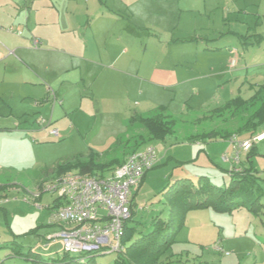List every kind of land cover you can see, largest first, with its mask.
<instances>
[{
	"label": "rangeland",
	"instance_id": "obj_1",
	"mask_svg": "<svg viewBox=\"0 0 264 264\" xmlns=\"http://www.w3.org/2000/svg\"><path fill=\"white\" fill-rule=\"evenodd\" d=\"M57 1L59 9L69 7L71 13H58L47 0H11L0 26L7 32L28 25L50 44L63 48L69 44L70 51L102 56L104 62L109 48L121 38L119 49L127 52L123 61L140 65L138 69L143 66L150 85L141 87V96L121 92L100 100L88 97L83 103L80 95L67 114L55 110L52 129H59L67 143L73 135L85 139L86 147L78 149L84 152L82 157L72 156V148L62 147L64 139L49 136L48 130L36 132L41 128L38 123H26L37 115L46 119L51 115L52 104L39 103L43 88L26 84L31 77L15 61L7 67L8 61H0V184L15 187L0 193V264H31L27 255L62 260L66 255L60 244L46 251L43 240L51 218L47 206L55 195L45 192L36 199L27 189L38 192L59 176L51 167L76 156L100 164L122 162L139 135L146 139L145 146L156 149L162 163L148 172L141 187L132 189L131 226L137 237L153 229V218L169 217L168 193L180 181L197 188L206 178L218 188L233 186L235 192L248 187L242 190L247 191L244 196L256 202L254 212L248 207L232 212H219L212 205L190 208L176 243L159 264H264V138L255 145L250 163L243 158L254 170L249 181L232 174L239 164L231 169L222 161L225 155L235 157V143L226 137L242 141L264 133V125L254 133L249 122L260 105L251 100L264 87V0H128L115 13L110 12L112 0ZM88 7L94 11L91 17L85 13ZM63 24L70 27L67 32L59 29ZM7 33L0 34V40L18 41L17 35ZM234 100L248 102L243 109L209 116ZM158 110L176 121L175 133L164 141H150L145 130L125 125L136 111L151 115ZM16 126L36 131L28 138L7 134ZM210 132L215 137L192 138ZM111 144L116 145L108 149ZM37 226L39 235L30 233ZM123 252L96 255L94 261L118 264Z\"/></svg>",
	"mask_w": 264,
	"mask_h": 264
},
{
	"label": "crops",
	"instance_id": "obj_2",
	"mask_svg": "<svg viewBox=\"0 0 264 264\" xmlns=\"http://www.w3.org/2000/svg\"><path fill=\"white\" fill-rule=\"evenodd\" d=\"M10 1L11 0H0V16H4L7 14L5 12V9L6 6L9 5ZM15 1L18 0H13V2ZM47 1L51 2L54 7H58V13H60V10H65L66 13H71L69 7L65 9H59L57 0ZM126 2H128V0H112L110 12L115 13L119 5L121 3ZM36 3H39V0H37ZM13 10L16 14L15 9ZM85 13L89 15V17H91L93 16L94 11L90 7H88L85 9ZM58 27L64 32H67L66 30L70 28L68 24H63L62 26ZM3 28L5 29L4 26H0V34H8V31L6 32L2 30ZM15 29H20L23 32L22 36L17 35V38L19 39L18 41H16V43H14L12 40L4 39L5 37L0 40V52L2 53V55H4V60H2L1 62L8 61L5 64V66L7 67L10 65L9 63L12 60L15 61L18 66H21L20 68L27 72L28 75L31 77V80L25 81L26 84H30L31 87L34 88H37L39 86L41 89L43 88V91H41L42 98L40 97V100L42 101L39 102L40 104L42 103L41 106L46 107L49 105V103L52 104V112L49 118L46 119L43 116L39 117L38 115L29 118L26 120V123L29 122V126L33 125L34 123H38V120L40 118L50 121L52 123V127L55 126V110H59V112H64V114H67V111L70 112L71 110L75 109L76 106L74 101L80 95H83V103L88 97H91L92 99L97 98L100 100L106 98H113L117 93L121 92L126 95L132 93L136 94L137 96H141L144 95L143 91H141V87L144 88L145 86L150 85V83L146 82L145 78L143 77V66L140 67L141 69H138L140 65L133 64L131 61H123L124 57L127 55V52H125V50L120 51L119 49L120 44L123 42L121 38L116 39L115 45L112 48H109L110 50L108 51V54H105L106 58L103 57L106 60L104 62L103 59H101L102 56L97 57L98 55H95L94 57H90L84 52L80 54L74 53L72 52V50L70 51L69 44H65V48L50 44L45 37L37 35L36 29L33 28L31 31V29L28 28V25L22 28ZM24 29H27L28 36H24ZM34 40L39 41L38 47L34 46ZM136 70L137 72L135 73ZM132 72L134 74H132ZM72 88L77 89L72 90ZM85 90H87V94L84 93ZM135 114L145 115L140 111H136L134 115ZM125 125L128 127V123H126ZM29 126L26 128L16 126L14 130H12L11 132H7V134L13 136L25 135L26 138H28V134H31L33 131H36ZM40 127L41 128L38 129L36 132H43L44 130H48L46 126L43 127L40 125ZM127 127L125 133L127 132ZM47 134L50 136L49 132ZM71 137L73 138V141L69 143L65 141L66 138L64 136H61L59 138H53L57 140L64 139V141H62L61 143L63 144L62 147L72 148L73 151L69 152L73 153L72 156L84 153L80 152L81 150H78L86 147L84 137L82 135H73ZM115 145L116 144H111V146L108 145L110 146L108 149H112L113 147H115ZM234 152L235 156L237 151L235 150ZM247 155L248 153L240 151V163L239 167L236 168L237 171H242L249 167V160L247 163L243 161V158L248 157ZM159 163H162V161L158 162V164ZM224 163L230 164L231 169L232 166L235 165L233 161ZM55 166L51 167L50 169L56 172ZM116 167L117 165L114 168ZM9 188L10 189H7L8 191L15 189L14 186ZM35 192V189L33 191L27 189L26 191V193H29L34 198L42 199V195L38 196V192H36V194ZM50 206H52V204L47 206L48 209ZM48 226V230L43 235V240L46 242L48 237L58 230L57 226L50 224V221ZM54 243L59 245V243L57 242ZM48 253H50V256L55 254V252Z\"/></svg>",
	"mask_w": 264,
	"mask_h": 264
},
{
	"label": "built area",
	"instance_id": "obj_3",
	"mask_svg": "<svg viewBox=\"0 0 264 264\" xmlns=\"http://www.w3.org/2000/svg\"><path fill=\"white\" fill-rule=\"evenodd\" d=\"M10 33L22 36L20 29H8ZM34 46L39 41L34 40ZM4 56L0 52V61ZM236 61L232 60L235 65ZM40 125L48 128L50 136L59 138L58 129H52V123L40 118ZM264 138V133L248 140L235 143L236 155L232 159L223 156L226 163H240V151L249 153ZM159 162L156 149L146 145L129 154L121 166L110 168L93 175L66 172L42 184L38 196L45 192L55 195L51 210L50 224L58 230L50 235L45 243L48 251L54 242L61 250L73 257L86 255L119 254L125 250L122 236L126 223L132 218V189L139 186L147 172L154 169ZM36 195V196H37Z\"/></svg>",
	"mask_w": 264,
	"mask_h": 264
},
{
	"label": "trees",
	"instance_id": "obj_4",
	"mask_svg": "<svg viewBox=\"0 0 264 264\" xmlns=\"http://www.w3.org/2000/svg\"><path fill=\"white\" fill-rule=\"evenodd\" d=\"M252 102H259V107L253 112L250 123L252 124V132H256L260 125H264V87L257 92ZM248 101L234 100L228 103L224 108L217 109L209 114L210 117L220 116L224 112H230L234 109H243L247 105ZM129 126L137 127L145 130L152 140L164 141L167 136L175 133L176 121L171 115H166L161 110L151 115L135 114L128 122ZM213 138L214 133L210 132L206 135L192 136L194 139L200 138ZM226 138H232L228 136ZM134 143L131 144L130 151L132 154L143 147H145V141L143 135L134 137L132 139ZM254 148L248 153V160H250ZM80 157L82 155L80 154ZM80 157H74V160H69L66 163L56 165V173L58 175L64 174L70 170L78 169L82 174L93 175L95 172H103L107 169L121 166L122 162L111 161L109 163L100 164L96 159H90V161L79 159ZM250 163V161H249ZM254 171L251 166L244 169L241 172H232L235 175H239L243 180L249 181L251 172ZM148 172L141 181L139 187L143 185V182ZM235 182V181H234ZM255 188V187H254ZM8 186L1 185L0 193L6 191ZM256 189V188H255ZM242 190H248V187L242 188ZM236 191L234 187L230 188H218L209 184L206 178H201L199 186L192 187L190 183L186 181L177 182L172 192L168 193L169 199V217L163 219L160 216L153 218V229L148 234H142L137 237L136 229L131 226L135 216V210L132 214V218L126 223L124 234L122 236V244L125 246V250L122 255L118 256V264H159L163 256L169 251V249L176 243V236L183 227V221L185 214L190 208L193 207H205L212 205L217 211L232 212L241 207H248L254 212L253 206H255V199L251 196L245 197L246 192ZM252 191V187H251ZM248 201H251L250 206L247 205ZM180 209H178V208ZM40 228L36 227L31 229L30 233L38 234ZM63 259H56L53 261L42 259L40 257H32L30 255L25 256V259L31 264H96L94 257L96 255H86L81 257H73L65 253ZM71 257V258H70ZM69 259V261H66Z\"/></svg>",
	"mask_w": 264,
	"mask_h": 264
}]
</instances>
